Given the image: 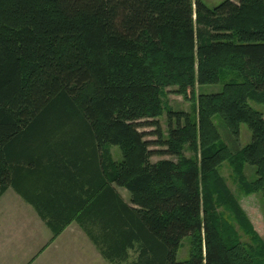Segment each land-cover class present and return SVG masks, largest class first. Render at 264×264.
Segmentation results:
<instances>
[{
	"label": "trees",
	"instance_id": "trees-1",
	"mask_svg": "<svg viewBox=\"0 0 264 264\" xmlns=\"http://www.w3.org/2000/svg\"><path fill=\"white\" fill-rule=\"evenodd\" d=\"M223 72L239 81L199 91ZM170 88L190 112L168 109ZM251 103L264 105V0H0V198L29 205L49 243L75 223L109 264L130 251V264H264L219 173L228 163L264 203V113ZM215 118L234 141L246 125L250 142L232 151Z\"/></svg>",
	"mask_w": 264,
	"mask_h": 264
},
{
	"label": "rangeland",
	"instance_id": "rangeland-1",
	"mask_svg": "<svg viewBox=\"0 0 264 264\" xmlns=\"http://www.w3.org/2000/svg\"><path fill=\"white\" fill-rule=\"evenodd\" d=\"M222 1L224 0H203L208 7L216 6ZM231 1L238 2V0ZM227 77L233 78V81H239V76L236 73L223 72L219 84L204 86L199 91L203 93H216L227 83ZM166 90L168 93L164 101L168 109L186 113L192 110V104L184 100L183 97L173 93V88ZM196 94H198V88H196ZM251 106L256 111L264 113V105L251 103ZM214 122L222 140L232 151L240 149L250 142L251 133L246 125L242 124L240 126V137L238 141H234L228 136L224 125L218 118H215ZM159 124L162 134L165 136L167 130L165 115L159 118ZM141 132L149 134L146 139L155 142L156 138L150 135L154 132L153 128H145ZM152 150L161 149L153 146ZM111 154L114 159L120 160L118 148L112 147ZM185 155L189 156L190 152H185ZM162 159L173 160L172 157L153 156L150 161L154 163ZM254 171V167L246 166L245 175L248 182L254 180ZM219 173L251 221L254 230L264 240V203L260 196L258 194L247 195L240 190L239 184L233 176L232 169L228 163H223L220 166ZM117 191L124 201L128 203L127 193L119 188H117ZM217 213L230 220V213L222 205L218 207ZM65 230L54 242L49 244L48 237H51L50 235H46V229L34 210L17 198L12 191H8L0 199V264H30L34 258H39L37 264H109L100 257L75 223L70 224ZM238 231L243 241L247 242L242 232L239 229ZM47 244L50 245L49 251L42 253L41 257H37L40 250ZM189 247L190 239L188 237L184 238L177 252V261L182 262L188 259ZM136 256L137 253L135 251H130L127 262L123 264H130Z\"/></svg>",
	"mask_w": 264,
	"mask_h": 264
},
{
	"label": "crops",
	"instance_id": "crops-1",
	"mask_svg": "<svg viewBox=\"0 0 264 264\" xmlns=\"http://www.w3.org/2000/svg\"><path fill=\"white\" fill-rule=\"evenodd\" d=\"M7 193H8V191H7ZM6 194V193H5ZM4 194V195H5ZM3 195V196H4ZM2 196V197H3ZM17 198H19L17 195H15ZM1 197V198H2ZM0 198V199H1ZM20 199V198H19ZM21 200V199H20ZM22 201V200H21ZM23 202V201H22ZM44 225V224H43ZM44 227H45V225H44ZM45 229H46V235H50V237H51V234H50V232H49V230L45 227ZM66 231V230H65ZM64 233V232H63ZM48 237V236H47ZM48 239L50 240V238L48 237ZM50 244V243H49ZM49 244H47V245H45L41 250H40V252H39V254L37 255V257H41V255H43L42 253H45L46 251H49V249H50V245ZM38 259L39 258H34L31 262H30V264H37L38 263ZM23 264V263H22Z\"/></svg>",
	"mask_w": 264,
	"mask_h": 264
}]
</instances>
